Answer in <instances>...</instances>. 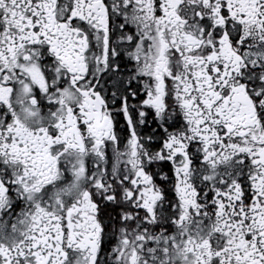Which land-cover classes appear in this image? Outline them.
Instances as JSON below:
<instances>
[{
	"label": "snow or ice",
	"instance_id": "1",
	"mask_svg": "<svg viewBox=\"0 0 264 264\" xmlns=\"http://www.w3.org/2000/svg\"><path fill=\"white\" fill-rule=\"evenodd\" d=\"M0 264H264V0H0Z\"/></svg>",
	"mask_w": 264,
	"mask_h": 264
},
{
	"label": "flooded vegetation",
	"instance_id": "2",
	"mask_svg": "<svg viewBox=\"0 0 264 264\" xmlns=\"http://www.w3.org/2000/svg\"><path fill=\"white\" fill-rule=\"evenodd\" d=\"M125 60H127V57H125ZM122 66H124V67H126L127 69L131 70L132 67H133V64H132V63H129V64L122 65ZM124 74L126 75L127 73H124ZM102 83H103V81H102ZM110 83H111V82L109 81V84L106 85V87H105V90H106V91H108V90L110 89ZM142 83H143V81L140 82V84H141V93L143 92V89H142ZM132 87H133V88H136V87H137V83H136V81H133ZM109 98H110V93H109ZM129 102L132 103V104H136L138 101H137V100H130ZM115 107H116V108H119V107H120L119 103H117V104L115 105ZM114 124H115V127H116L117 134H118L119 136H122V137H123V136H126V135H127V131H125L126 128H127L126 120H125V118L123 117L122 114H121V115H116V116H114ZM154 129H156V123L153 122V120H152V116H151V114H150L149 117H148V120H147L146 124H145L144 126H141V127L138 129V132H139L141 135H145V136H147V135H151V134H152V131H153ZM160 170H162L163 172H168V171H169V166L166 165V164H164V163L162 162L161 164L156 165V166L154 167V169H153V171H160ZM17 211H19V208H17ZM105 213H106V215H107V214H113V210H112L111 208H106V209H105ZM114 243H115L114 240L108 241V242H106V243L103 245V248L105 249V251H109L111 245L114 244Z\"/></svg>",
	"mask_w": 264,
	"mask_h": 264
}]
</instances>
